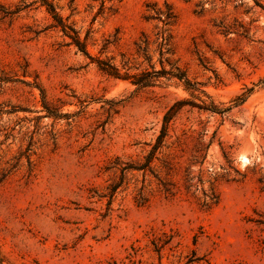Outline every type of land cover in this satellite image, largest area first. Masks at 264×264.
<instances>
[{"label":"rangeland","instance_id":"1","mask_svg":"<svg viewBox=\"0 0 264 264\" xmlns=\"http://www.w3.org/2000/svg\"><path fill=\"white\" fill-rule=\"evenodd\" d=\"M46 1L88 55L0 0V264H264V0Z\"/></svg>","mask_w":264,"mask_h":264},{"label":"trees","instance_id":"2","mask_svg":"<svg viewBox=\"0 0 264 264\" xmlns=\"http://www.w3.org/2000/svg\"><path fill=\"white\" fill-rule=\"evenodd\" d=\"M45 5L48 6V10L49 13H51L54 21L56 22V27H60L62 29V31L65 33V35H67L68 37H70L73 40V43L85 54L88 55L87 51H86V46H85V42H82L78 36V34L76 32H74V35L71 36V34L68 32V30H71V27L66 25L62 18L57 14V12L55 11V8L49 4L46 0H41ZM73 31V30H72ZM99 64V69L100 71H102L104 74L116 78V79H125V80H131L132 79V83L140 88H146V87H152L154 86L157 82H159L162 78H165L169 74L166 71H161V72H152V73H143L141 76L139 77H133L131 78L128 75H121L119 70L117 68H115L113 65H111L109 62L103 61V60H99L98 61ZM175 111L174 108L170 109V111L166 114L165 118H164V125L162 128V132L160 134V136L157 139V143L154 146V150L153 152H155L156 150H158L159 148H161V145L163 143V140L166 138L167 133H168V129L170 126V123L172 122L173 118L175 117Z\"/></svg>","mask_w":264,"mask_h":264}]
</instances>
